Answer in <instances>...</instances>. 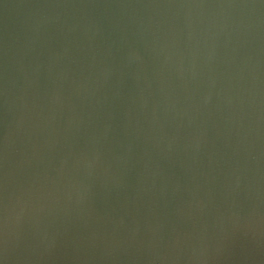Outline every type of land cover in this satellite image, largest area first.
<instances>
[{
    "label": "water",
    "instance_id": "water-1",
    "mask_svg": "<svg viewBox=\"0 0 264 264\" xmlns=\"http://www.w3.org/2000/svg\"><path fill=\"white\" fill-rule=\"evenodd\" d=\"M0 264H264V0H0Z\"/></svg>",
    "mask_w": 264,
    "mask_h": 264
}]
</instances>
